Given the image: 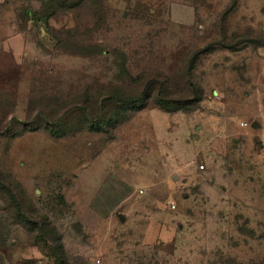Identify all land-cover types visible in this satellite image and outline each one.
<instances>
[{
	"label": "rangeland",
	"instance_id": "1",
	"mask_svg": "<svg viewBox=\"0 0 264 264\" xmlns=\"http://www.w3.org/2000/svg\"><path fill=\"white\" fill-rule=\"evenodd\" d=\"M50 4L0 0V264H56L57 244L66 264H264V0H54L34 17ZM105 172L154 179L133 197L163 198L176 240L96 212Z\"/></svg>",
	"mask_w": 264,
	"mask_h": 264
},
{
	"label": "crops",
	"instance_id": "2",
	"mask_svg": "<svg viewBox=\"0 0 264 264\" xmlns=\"http://www.w3.org/2000/svg\"><path fill=\"white\" fill-rule=\"evenodd\" d=\"M114 164L120 168L121 162ZM87 169L88 167H84L80 174V181L83 186H90V183L84 178L90 174ZM134 178L136 177L134 176ZM137 178L125 177L120 172H112L110 176L106 172L103 173V176L100 174L99 182L95 183L96 189L93 191L94 196L91 200V202L94 200V203H90V205L93 206L96 212L104 216L122 211L123 214L119 215L124 217V221H121L125 222V224L139 222L144 225L147 223L148 226L145 230L146 240L163 244L174 242L181 224H178L172 218V210L167 206L163 198L158 199L159 204L157 205L152 199V202L143 201L141 195L136 198L133 197V190L136 186L140 184L146 185L147 183L156 184V181L152 180V178L148 179L145 176Z\"/></svg>",
	"mask_w": 264,
	"mask_h": 264
},
{
	"label": "trees",
	"instance_id": "3",
	"mask_svg": "<svg viewBox=\"0 0 264 264\" xmlns=\"http://www.w3.org/2000/svg\"><path fill=\"white\" fill-rule=\"evenodd\" d=\"M64 3H66L67 1H63ZM50 11H52L51 13L54 14L56 13V5L54 4V0H51V4L50 5H47L46 8L43 9V12H35L34 13V17H38L39 20H42V17L44 19H47L49 16L47 15H50ZM29 11H27L28 13ZM31 12V11H30ZM29 12V13H30ZM42 14V16H41ZM264 45V44H263ZM150 97V92L149 91H144V93H142L140 96L138 97H135V98H130V99H126L123 103V105L125 106V108H128V109H137V110H141V109H144L147 105V100L148 98ZM163 107V106H161ZM165 111L167 112H172V111H176V109H179V108H176L174 110H170L168 108H163ZM102 123V122H101ZM92 125V128H95L96 129H99L103 126H101L102 124L100 123H96V124H91ZM52 133H55L54 135H58V131L56 130H51ZM1 183V182H0ZM6 189L11 197V200L14 204V208L16 210V218L19 219L20 221H23V222H27L28 224L32 225L33 227H36V223L28 218L26 216V214L24 213L23 209H22V206H21V203L20 201L17 199V197L15 196V194L13 193V191L6 186ZM41 230V229H39ZM52 254L54 255L55 259H56V264H66L65 262V250H64V246L63 244H57L53 249H52Z\"/></svg>",
	"mask_w": 264,
	"mask_h": 264
},
{
	"label": "built area",
	"instance_id": "4",
	"mask_svg": "<svg viewBox=\"0 0 264 264\" xmlns=\"http://www.w3.org/2000/svg\"><path fill=\"white\" fill-rule=\"evenodd\" d=\"M243 125H247V124H246V123H243ZM202 167H204V166H202ZM140 192L143 193V190H140ZM171 208H172V209H175V208H176V204H175V203H172V204H171ZM99 262H100V260H98V263H99Z\"/></svg>",
	"mask_w": 264,
	"mask_h": 264
},
{
	"label": "water",
	"instance_id": "5",
	"mask_svg": "<svg viewBox=\"0 0 264 264\" xmlns=\"http://www.w3.org/2000/svg\"><path fill=\"white\" fill-rule=\"evenodd\" d=\"M120 219L124 221V217L122 215H119Z\"/></svg>",
	"mask_w": 264,
	"mask_h": 264
}]
</instances>
